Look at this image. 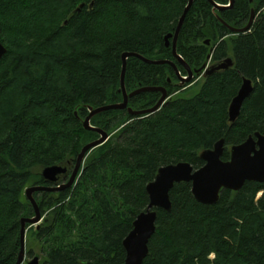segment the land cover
I'll return each mask as SVG.
<instances>
[{
	"label": "trees",
	"instance_id": "trees-1",
	"mask_svg": "<svg viewBox=\"0 0 264 264\" xmlns=\"http://www.w3.org/2000/svg\"><path fill=\"white\" fill-rule=\"evenodd\" d=\"M187 3L0 0V41L6 48L0 58V264L15 263L20 218L34 215L25 186L49 185L40 174L49 165L71 171L81 147L98 137L82 126L88 107L122 101V54L171 60L186 74L172 55V37L168 47L164 37L173 35ZM252 8L248 30L233 33L225 26H245ZM176 52L191 69L200 68L207 55L213 65L227 57L233 64L194 81L197 91L184 96L177 91L191 84H178L172 66L126 59L127 92L162 86L170 98L146 115L124 108L91 117L108 139L86 153L71 187L33 194L42 221L37 230L26 227L40 245V264H121L122 241L145 211V187L160 166L185 161L199 168L200 152L221 138V159L228 160L232 145L264 134V0H234L221 10L208 0H193ZM243 78L253 89L230 122L228 106ZM159 96L142 92L129 97L127 106L150 108ZM169 199V211L153 208L155 231L142 264H264V182L222 189L212 205L194 199L190 182H179Z\"/></svg>",
	"mask_w": 264,
	"mask_h": 264
},
{
	"label": "water",
	"instance_id": "water-1",
	"mask_svg": "<svg viewBox=\"0 0 264 264\" xmlns=\"http://www.w3.org/2000/svg\"><path fill=\"white\" fill-rule=\"evenodd\" d=\"M193 0H188L182 15L178 20L176 29L172 34L164 37L165 46L168 47L169 39L172 37L171 52L175 59L181 63L186 75H180L177 71L175 63L171 60H150L135 52H124L122 54V68L120 75V89L122 92V101L109 103L98 107H88V115L81 119L84 129L94 131L98 134L95 140L84 144L78 152L73 168L70 173H67V166L61 164H53L41 169V176L45 183L49 185L34 184L24 189L25 199L31 204L34 210V215L30 217L23 216L20 218V249L17 259L14 264H22L25 261V233L26 224L32 225L37 230L41 224L42 216L39 211L36 200L33 196L36 191H56L59 189L69 188L75 182L79 170L81 169L86 153L93 147L104 143L109 135L98 127L91 125L90 119L93 115L105 110H115L126 108L128 113L134 116L150 114L159 109L167 98L165 88L162 86H143L131 92H127L124 86V73L126 67V59L129 56H135L146 63L151 64H169L178 75V84L191 82L194 75L206 76L214 70L226 69L232 66L233 62L230 57H227L223 62L217 65H211L207 68L206 62L198 69H191L182 57L176 52V41L182 25L183 19L191 6ZM213 8L221 10L232 7L234 0H229L228 5H222L208 0ZM82 4L77 8L80 9ZM253 18V12L250 14L249 21L241 28L225 26L233 33H242L249 29ZM208 43V40L206 41ZM6 52V48L0 41V58ZM210 55H207V60ZM253 84L250 79L243 78L242 82L231 99L228 106V119L234 122L240 113L241 106L244 100L248 97ZM157 91L161 93L156 103L150 108L136 110L127 106L128 98L136 94ZM76 113V112H75ZM224 150V139L221 138L213 144L212 148L205 149L200 152L199 156L203 160V165L199 168H193L191 164L185 161H179L174 164L160 166L152 181L148 182L145 189L148 195V204L145 211L140 212L132 223V229L128 232L122 241L125 249V258L121 264H142L143 259L148 253V241L155 231L156 211L153 208H160L169 211L171 202L169 199V191L175 183L190 182L191 193L194 199L204 205H212L218 202L219 194L222 189L232 191L239 190L246 181L264 182V134L255 132L249 135L243 142L232 145L229 149L228 160H222L221 156ZM63 176V182L57 184L58 179ZM66 179V180H65ZM25 264H40L38 256L34 255Z\"/></svg>",
	"mask_w": 264,
	"mask_h": 264
},
{
	"label": "rangeland",
	"instance_id": "rangeland-1",
	"mask_svg": "<svg viewBox=\"0 0 264 264\" xmlns=\"http://www.w3.org/2000/svg\"><path fill=\"white\" fill-rule=\"evenodd\" d=\"M199 80L201 81L202 78H199ZM197 89H198V85L194 86V85L191 84L185 90H182L180 92V94H182L184 96H191L197 91ZM30 185L31 184H27L24 189H26ZM24 189H23V191H24ZM259 195H260V192L257 193L256 197H258ZM23 196H24V193H23ZM34 228L35 227H33V229ZM27 229L28 228L26 227L27 233H25V261H24V263H26V261L30 260L34 255L38 256L39 259L41 258V256H40V253H41L40 245L37 242V240H35L33 238V235L31 234L32 231H30V229L29 230H27ZM29 249L32 250V254L31 255L28 254V250Z\"/></svg>",
	"mask_w": 264,
	"mask_h": 264
},
{
	"label": "flooded vegetation",
	"instance_id": "flooded-vegetation-1",
	"mask_svg": "<svg viewBox=\"0 0 264 264\" xmlns=\"http://www.w3.org/2000/svg\"><path fill=\"white\" fill-rule=\"evenodd\" d=\"M251 1V0H250ZM229 4V0H228V2L226 3V4H224V5H228ZM230 8V7H229ZM254 11V9L252 8L251 9V12H253ZM178 62V61H177ZM179 63V62H178ZM212 62L210 61V57L208 58V60H207V62H206V66H205V68H207V67H209V66H211V65H213V64H211ZM181 66H183L181 63H179ZM169 65V64H168ZM176 65V64H175ZM169 66H171V65H169ZM176 67H177V65H176ZM184 67V66H183ZM173 68V67H172ZM174 69V68H173ZM185 69V68H184ZM175 71V70H174ZM177 71H178V68H177ZM179 72V71H178ZM175 74H176V72H175ZM179 74H180V72H179ZM177 75V74H176ZM181 75V74H180ZM186 75V74H185ZM185 75H183V76H185ZM204 76H197L196 77V79H194V77H193V79H192V81L191 82H188V83H185V84H187V86L188 85H190L191 83H193L194 81H196V80H198L199 78H203ZM177 78H178V75H177ZM167 83L168 84H175L174 82V80H172L170 77H168L167 78ZM186 87V86H185ZM165 88V87H164ZM184 88V87H183ZM165 91H166V93H167V90H166V88H165ZM180 91L181 90H179V91H177V92H179L180 93ZM158 93H160V92H158ZM160 96H161V93H160ZM159 96V97H160ZM170 98V95H168V93H167V98H166V102L168 101V99ZM166 102L164 103V104H166ZM163 104V105H164ZM71 171L70 170H68L67 171V173H70ZM66 180V179H65Z\"/></svg>",
	"mask_w": 264,
	"mask_h": 264
}]
</instances>
